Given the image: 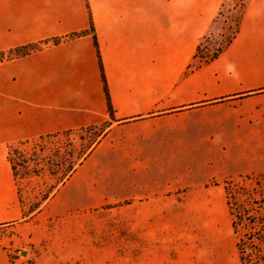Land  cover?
Instances as JSON below:
<instances>
[{"label": "crops", "instance_id": "crops-1", "mask_svg": "<svg viewBox=\"0 0 264 264\" xmlns=\"http://www.w3.org/2000/svg\"><path fill=\"white\" fill-rule=\"evenodd\" d=\"M225 2L0 0V53L49 42L0 62V226L23 217L9 147L62 132L105 126L56 191L85 206L193 200L209 180L264 173V0H244L231 43L185 74ZM90 18L112 117L92 33L69 38ZM0 264H16L2 245Z\"/></svg>", "mask_w": 264, "mask_h": 264}, {"label": "rangeland", "instance_id": "rangeland-1", "mask_svg": "<svg viewBox=\"0 0 264 264\" xmlns=\"http://www.w3.org/2000/svg\"><path fill=\"white\" fill-rule=\"evenodd\" d=\"M242 2L226 0L212 22L206 48H215L231 34ZM104 129L74 130L13 146L21 152L15 155V182L23 217L0 226V245L11 262L239 264L222 188L226 178L209 180L205 188L188 194L193 200L165 197L157 204L104 197L103 203L85 206L66 189L56 196L71 177L60 183L67 164L88 155ZM258 212L264 216L263 207Z\"/></svg>", "mask_w": 264, "mask_h": 264}, {"label": "trees", "instance_id": "trees-1", "mask_svg": "<svg viewBox=\"0 0 264 264\" xmlns=\"http://www.w3.org/2000/svg\"><path fill=\"white\" fill-rule=\"evenodd\" d=\"M242 13L240 18L234 22V28L229 36L224 39V42L218 44L215 48H206L204 43L208 40L211 35L209 32L203 36L199 44L197 45L195 54L193 56V61L187 66L185 74H188L201 66L214 61L219 54L231 43L233 38L239 31L241 17L244 12L245 3L242 2L240 5ZM223 5H221L215 20L221 16ZM86 33H92V38L96 48V54L98 58V64L102 75L103 90L107 100V110L109 116L112 117L113 110L110 104L107 85L105 82L102 64L100 60L99 49L94 34L93 22L90 18L89 27L86 31L81 33L71 34L69 38H75ZM60 38H55L51 42L53 44L60 43ZM49 42H40L35 44H27L8 52L0 53V62L4 60L15 59L23 57L32 52L40 50L43 46L47 45ZM71 131L62 132L69 133ZM60 134V133H58ZM56 135V134H53ZM103 135V133H102ZM52 136V135H49ZM48 137V136H44ZM40 139L43 137H39ZM26 142H19L17 144L22 145ZM9 147L7 159L11 165V169L16 177L17 164L15 161V155H20L21 152L13 147ZM87 155L78 159L76 162H69L67 164L60 181L63 184L76 170V167L82 163ZM213 185H217L212 182ZM222 188L224 191L225 203L227 207L228 214L231 218V230L232 234L235 236V253L239 264H260L264 262V228L258 226L259 224H264V216L258 212L261 207L264 208V173H254L239 175L237 179L226 178L222 182ZM245 231V232H243Z\"/></svg>", "mask_w": 264, "mask_h": 264}]
</instances>
